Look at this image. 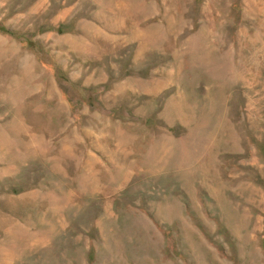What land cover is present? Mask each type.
<instances>
[{
	"label": "rangeland",
	"instance_id": "374dc122",
	"mask_svg": "<svg viewBox=\"0 0 264 264\" xmlns=\"http://www.w3.org/2000/svg\"><path fill=\"white\" fill-rule=\"evenodd\" d=\"M0 264H264V0H0Z\"/></svg>",
	"mask_w": 264,
	"mask_h": 264
},
{
	"label": "bare ground",
	"instance_id": "6f19581e",
	"mask_svg": "<svg viewBox=\"0 0 264 264\" xmlns=\"http://www.w3.org/2000/svg\"><path fill=\"white\" fill-rule=\"evenodd\" d=\"M257 258V257H256Z\"/></svg>",
	"mask_w": 264,
	"mask_h": 264
}]
</instances>
